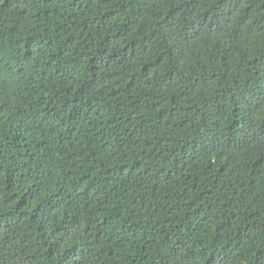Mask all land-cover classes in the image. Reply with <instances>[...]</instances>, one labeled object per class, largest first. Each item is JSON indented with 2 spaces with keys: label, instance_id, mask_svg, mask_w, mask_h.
I'll return each instance as SVG.
<instances>
[{
  "label": "trees",
  "instance_id": "16d2710c",
  "mask_svg": "<svg viewBox=\"0 0 264 264\" xmlns=\"http://www.w3.org/2000/svg\"><path fill=\"white\" fill-rule=\"evenodd\" d=\"M0 264H264V0H0Z\"/></svg>",
  "mask_w": 264,
  "mask_h": 264
}]
</instances>
